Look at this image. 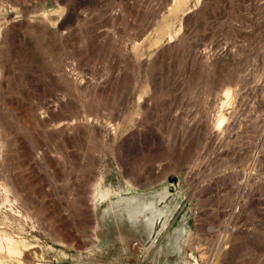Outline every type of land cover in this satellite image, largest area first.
<instances>
[{
  "label": "rangeland",
  "instance_id": "obj_1",
  "mask_svg": "<svg viewBox=\"0 0 264 264\" xmlns=\"http://www.w3.org/2000/svg\"><path fill=\"white\" fill-rule=\"evenodd\" d=\"M0 264H264V0H0Z\"/></svg>",
  "mask_w": 264,
  "mask_h": 264
}]
</instances>
